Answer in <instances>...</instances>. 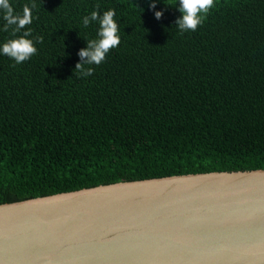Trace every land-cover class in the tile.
<instances>
[{"label": "trees", "instance_id": "obj_1", "mask_svg": "<svg viewBox=\"0 0 264 264\" xmlns=\"http://www.w3.org/2000/svg\"><path fill=\"white\" fill-rule=\"evenodd\" d=\"M35 2L37 54L18 65L0 55V204L264 169V0H215L183 34L175 0L155 9L149 0ZM97 6L116 10L121 43L78 78V52L97 28L82 17ZM2 25L0 42L9 38Z\"/></svg>", "mask_w": 264, "mask_h": 264}, {"label": "water", "instance_id": "obj_2", "mask_svg": "<svg viewBox=\"0 0 264 264\" xmlns=\"http://www.w3.org/2000/svg\"><path fill=\"white\" fill-rule=\"evenodd\" d=\"M0 264H264V169L0 204Z\"/></svg>", "mask_w": 264, "mask_h": 264}, {"label": "clouds", "instance_id": "obj_3", "mask_svg": "<svg viewBox=\"0 0 264 264\" xmlns=\"http://www.w3.org/2000/svg\"><path fill=\"white\" fill-rule=\"evenodd\" d=\"M159 2L160 0H149L148 6L155 9ZM214 6L215 0H175L174 7L180 13L174 22L175 28L181 34L195 32ZM35 9V0H28L20 9H17L14 0H0L2 30L9 32V38L0 42V55L7 56L16 65L36 55V45L43 41L42 36H33L29 27L33 22ZM162 16L163 11H155L157 20ZM93 24L97 26L96 38L85 40L86 47L79 50L80 59L73 69V74L78 78L86 79L91 76L93 66L104 63L110 52L121 43L120 25L114 8L100 10L97 6L96 10L82 17L84 28Z\"/></svg>", "mask_w": 264, "mask_h": 264}]
</instances>
